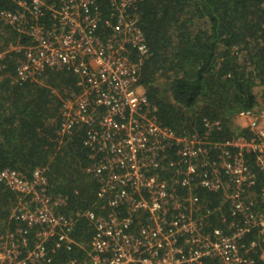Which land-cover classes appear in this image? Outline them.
<instances>
[{
  "label": "built area",
  "instance_id": "2783aa9c",
  "mask_svg": "<svg viewBox=\"0 0 264 264\" xmlns=\"http://www.w3.org/2000/svg\"><path fill=\"white\" fill-rule=\"evenodd\" d=\"M17 3L1 16L31 43L0 52V72L9 50H23L14 81L36 80L47 69L78 77L81 92L62 106L58 134L62 142L86 126L87 172L106 212H66L69 197L51 191L44 169L27 176L5 168L0 181L17 201L13 228L0 233V264H50L59 250L74 254L76 247L85 258L72 254L65 264L263 262L264 182L255 188L264 178V108L240 110V129L227 138L215 139L222 123L208 118L203 132L178 136L159 121L140 84L149 49L138 0H109L108 13L98 0ZM81 218L95 228L85 245L75 237Z\"/></svg>",
  "mask_w": 264,
  "mask_h": 264
},
{
  "label": "trees",
  "instance_id": "16d2710c",
  "mask_svg": "<svg viewBox=\"0 0 264 264\" xmlns=\"http://www.w3.org/2000/svg\"><path fill=\"white\" fill-rule=\"evenodd\" d=\"M17 1L0 0V52L31 43L1 16L2 11L15 12ZM98 2L108 13L109 0ZM138 2V25L149 49L140 84L157 107L160 122L184 136L203 132L205 118L218 119L222 129L215 139H223L240 129L234 125L240 110L264 108V0ZM24 60L23 50H9L7 68L0 72V171L10 168L30 176L42 168L51 191L69 197L66 212L89 208L105 213L99 184L87 172L92 160L84 143L86 126H77L62 142L58 134L62 106L81 92L78 77L67 69H47L36 80L14 81ZM247 161L258 172L254 156L248 155ZM263 182L259 174L257 193ZM16 201L17 195L0 181V233L13 228L15 220L10 217ZM213 218L220 224L217 216ZM94 233V225L81 218L75 231L78 241L85 245ZM254 237L255 232L249 238ZM72 254L61 249L50 264H65ZM74 254L85 258L78 247Z\"/></svg>",
  "mask_w": 264,
  "mask_h": 264
},
{
  "label": "bare ground",
  "instance_id": "6f19581e",
  "mask_svg": "<svg viewBox=\"0 0 264 264\" xmlns=\"http://www.w3.org/2000/svg\"><path fill=\"white\" fill-rule=\"evenodd\" d=\"M251 156V155H250ZM253 162V161H252ZM254 163V162H253ZM254 165V164H253ZM253 167V166H252ZM258 168V167H257ZM255 169V168H254Z\"/></svg>",
  "mask_w": 264,
  "mask_h": 264
}]
</instances>
